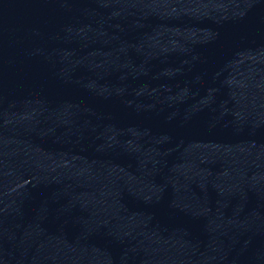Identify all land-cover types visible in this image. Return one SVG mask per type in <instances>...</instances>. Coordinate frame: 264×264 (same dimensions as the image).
<instances>
[{
    "label": "water",
    "instance_id": "obj_1",
    "mask_svg": "<svg viewBox=\"0 0 264 264\" xmlns=\"http://www.w3.org/2000/svg\"><path fill=\"white\" fill-rule=\"evenodd\" d=\"M0 264H264V0H0Z\"/></svg>",
    "mask_w": 264,
    "mask_h": 264
}]
</instances>
